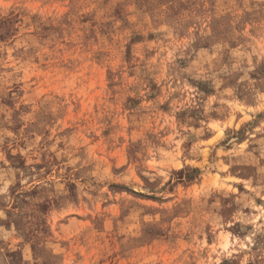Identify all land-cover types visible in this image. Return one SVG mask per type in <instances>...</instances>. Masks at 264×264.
Segmentation results:
<instances>
[{"label": "rangeland", "instance_id": "obj_1", "mask_svg": "<svg viewBox=\"0 0 264 264\" xmlns=\"http://www.w3.org/2000/svg\"><path fill=\"white\" fill-rule=\"evenodd\" d=\"M0 264H264V0H0Z\"/></svg>", "mask_w": 264, "mask_h": 264}]
</instances>
